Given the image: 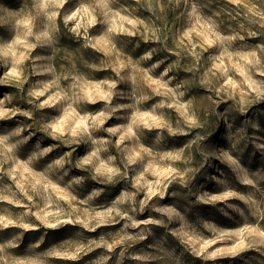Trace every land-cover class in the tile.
I'll use <instances>...</instances> for the list:
<instances>
[{"label":"rangeland","instance_id":"1","mask_svg":"<svg viewBox=\"0 0 264 264\" xmlns=\"http://www.w3.org/2000/svg\"><path fill=\"white\" fill-rule=\"evenodd\" d=\"M205 2L211 9L208 12L209 15L219 13V16L215 18L223 22V30L226 33L230 28H238L237 22L232 19L236 15L234 6L227 0H205ZM126 3L139 9L135 12L136 17L161 30L158 34L160 40L148 39L145 43L144 36L121 37V43L118 46L133 59L138 52L146 48H154L157 57L165 61L163 67L177 64L178 66L172 71V75L176 78L175 82L186 83L190 89L188 95L181 99L194 100L199 117L207 120L206 126L194 129L191 135L182 136L169 146L156 149L158 158L151 161L150 170L141 169L134 174L119 178L113 184L105 185L93 180L90 168L77 169L75 167L77 161L82 159L89 149L75 148V146L72 149V163L66 168L70 175L63 179L51 174L45 177L44 170L51 159L70 150L62 143L58 152H54L52 157L39 165H29V171L21 168L19 180L16 179V173H13L11 177L0 175V195L8 197L6 200H0V217L19 220L27 219L25 214L29 212L59 215L61 212L71 211L76 218L87 219L93 224L101 219L108 221L96 227L94 231L85 230L79 225L76 227L69 225L59 231L48 230L46 235L44 230L27 232L24 234L23 244L12 252L14 259L20 264H205L203 256L205 251L223 252L234 243L230 239L222 238L225 233L259 226L251 219L229 220L220 216L214 208L202 204L197 207L196 197L207 198L220 193L221 189L212 182L216 172L222 173L223 178L238 191L240 189L236 183L237 180L242 181L254 174L259 175L264 182V108L253 106L259 103L256 100V92L264 94V75L260 74L264 71V51L259 50L260 46L264 45V29L259 25L252 26L251 30L261 33V38L259 40L249 38L247 45L233 49L237 55L228 73L231 78L230 88L222 76L219 82L216 77H208L210 82L204 86L199 81L207 76L209 69L214 70L215 66L205 54L196 65L195 71L190 70L195 61L192 56L177 48L176 21L171 11L167 12L165 22L149 13L146 7L135 5V0H126ZM22 9L23 12L27 11V0H0V18L4 20L9 18L8 13L20 12L23 15ZM237 19L241 23L244 22L242 17ZM61 27H63L62 24ZM63 31L66 36L78 39L79 45L60 43L54 49L51 42L41 41L40 47L31 54L30 59L23 63L21 73L25 78L23 85L17 86L15 82L0 83V100L4 101V106L19 110L13 118L0 120V135H6L17 127L25 128L24 136L34 133L30 142L22 146L18 153L17 159L21 164L27 161L37 142L42 146L59 143L43 130V126L51 124L54 129L61 117L52 108H38L37 105L47 96L36 98L32 93L42 91L58 73L70 70L73 65L97 83L115 78L111 68L107 71L100 70L104 65L112 64V58L106 54V46L100 42L95 33L91 34L92 39L102 49L101 51L94 50L91 45L86 47L84 38L75 37L67 29ZM0 34H3L2 26H0ZM136 44H140V49L135 47ZM41 49H47V51L41 54ZM85 51L87 56L83 55ZM254 59L259 63L253 65ZM92 66H95L96 70ZM9 71L0 65V80H4ZM222 86L225 89L223 91H221ZM144 89L152 99L142 104V113L149 114L147 118L150 119L152 115L159 114L160 110H155V106L163 97L156 98L153 95V87L149 84H145ZM94 90L96 94H100L102 87H96ZM92 91L93 89H89L90 93ZM246 93L247 96L244 95ZM9 97L11 99H8ZM245 99L249 101L247 105L244 103ZM103 108V103H97L89 106V111L95 114L103 111ZM241 108L251 109V111L247 116H241ZM162 111L173 122L182 121L187 115L179 107ZM24 112H30L32 118L24 116ZM221 113L226 114L228 121H234L230 129L231 140L227 143L225 142L226 133L220 125ZM108 123L109 126H114L120 121L112 120ZM218 125L221 128L220 131H217ZM101 135L108 134L104 132ZM198 137H205V139L201 140ZM232 152L236 153L233 157L236 160L235 164L227 159L226 154ZM111 153L117 155L116 163L123 171V165L119 163V156L115 149H111ZM208 155L221 161L220 164L213 165L211 171L202 167ZM241 156L242 163L239 159ZM100 157L102 161L106 160L103 151ZM77 176H83L86 180V186L82 189L75 185L69 187L67 184L70 179ZM172 176L176 178L171 179L166 188L169 198L153 197L144 212H133L131 210L133 205L118 203L121 198L131 197L134 206L138 209L140 201L152 189L154 182L163 181ZM182 176L188 178L187 187L179 179ZM25 178L32 179L33 182L54 179L57 187L63 189L62 192H54L49 198L57 203H49L45 208V197L39 195H33L35 204L31 203L17 187V184ZM156 187L159 188L160 185ZM101 189L102 195L92 197L94 191ZM173 194H175L174 197ZM73 197H75L74 201ZM176 205L182 211H175ZM110 209L127 212L128 215L121 216L118 212H110L107 216L100 215L109 212ZM30 220L36 222L35 215L31 216ZM144 220H163L164 226L161 228L148 223L140 224L135 228L131 227L133 221ZM22 232L23 230L18 227L0 229V243L18 242V236ZM42 236L44 243L39 248H33L32 244ZM126 236L137 239L126 240L123 244L115 243ZM140 236L146 238L141 240ZM208 240H215V243L205 249L204 244ZM109 245H115V247L110 251ZM81 248L83 250L77 253V250ZM163 252L169 255L163 256ZM198 252L201 255H197ZM72 255H77L78 258L70 259ZM137 256L158 259L137 260L135 259ZM245 259L247 264H264V255L256 251H249ZM208 264H233V261L217 258L215 261H209Z\"/></svg>","mask_w":264,"mask_h":264},{"label":"clouds","instance_id":"2","mask_svg":"<svg viewBox=\"0 0 264 264\" xmlns=\"http://www.w3.org/2000/svg\"><path fill=\"white\" fill-rule=\"evenodd\" d=\"M234 6L236 15L232 17L237 22L238 28H230L226 33L223 30V22L216 19L219 13L209 15L211 9L205 0H135V5L146 7L147 11L157 19L165 21L167 12L171 11L175 17V27L177 28V48L187 55L193 57L192 70L206 54L214 64V70L209 69L205 78H201L199 83L207 86L210 82L208 77H216L219 82L222 76L231 87V78L228 75L233 67L232 61L237 53L233 49L245 46L249 38L259 40L261 33L252 31L251 27L259 25L264 29V0H227ZM139 9L130 6L126 0H27V11L8 13V19L0 18V26L3 27V34H0V65L9 69L5 79L0 83L15 82L17 86L23 85L25 78L21 75L22 66L30 59L31 54L40 47V42H51L55 49L61 43L65 34L63 29H67L75 37H82L85 46L91 45L94 50L101 51L92 39L95 33L100 42L106 46V54L112 58V64L104 65L103 71L109 68L115 73V78L94 82L82 74L75 65L70 70L58 73L50 84L45 85L42 91L34 92L36 98L47 96L38 108H52L61 117L55 128L51 124L44 125L43 130L51 138L59 143L42 146L36 143L35 149L30 153L27 161L21 164L17 157L22 146L27 145L34 133L24 136L25 128L17 127L6 135H0V175L11 177L16 173L19 180L20 169L29 171V165H39L42 161L52 157L54 152L60 150V144H64L70 150L64 152L57 158L51 159L44 170V176L49 174L56 178L63 179L69 176L66 171L68 165L72 163V149L84 147L89 149L88 153L77 161L75 167L80 170L91 169L92 179L100 184H113L119 178L134 174L141 169H151V161L158 158L156 149L171 145L182 136H188L194 129L204 128L207 120L199 117L195 102L192 99L182 100L188 95L190 89L186 83H176L172 71L177 64L163 67L165 61L156 55V49L146 48L138 52L135 59L122 50L120 45L121 37L144 36L145 43L148 39L160 40L158 35L161 31L155 26H150L145 20L135 16ZM242 17L243 23L237 18ZM61 24L63 27H61ZM143 29V31H141ZM135 47L140 49V44ZM264 51V45L260 46ZM47 49H41L44 54ZM179 55V53H178ZM243 59V57H241ZM259 62L255 59L253 65ZM94 70L95 66H92ZM163 67V70L161 68ZM219 74V75H217ZM264 75V71H261ZM153 87V95L156 98L163 97L160 103L155 106V110H160L158 115L142 113V104L150 102L152 97L145 91L144 85ZM158 86V87H157ZM102 87V92L96 94L95 88ZM89 89H93L90 93ZM225 90L223 86L221 91ZM231 95V92H229ZM247 96L248 94H244ZM8 99H11L10 97ZM256 100L259 103L255 107L264 108V94L256 92ZM103 103V111L92 113L89 106ZM245 105L249 103L244 100ZM179 107L186 112L184 120L175 122L167 118L162 110ZM154 110V111H155ZM215 111V109H213ZM251 109H240L241 116H247ZM18 109L13 110L4 106V101L0 100V120L13 118ZM24 116L32 118L30 112H24ZM116 120L120 123L109 126V121ZM234 121H228L226 114H220V125L226 133L227 143L231 140L230 129ZM221 128L218 125L217 131ZM108 135L103 136L101 133ZM205 139V137H198ZM111 149L119 156V163H116L117 155L111 153ZM105 153L106 160L102 161L101 152ZM230 163L235 164V152L226 154ZM242 163V156L239 158ZM221 161L208 155L202 164L203 168L209 169L213 165L220 164ZM8 166L7 168L5 166ZM13 165L15 167L13 168ZM178 175V174H177ZM172 176L163 181H156L152 189L147 192L140 207L137 209L131 197L121 198L118 203L133 205V212H144L149 201L159 196L168 199L166 188ZM181 183L187 187L188 178L179 177ZM213 183L221 189L219 194L208 196L207 198L196 197L200 204L214 208L217 213L226 219H251L257 225L253 229H243L240 231L225 233L222 238H227L234 243L223 252H204L205 264L215 261L217 258L232 260L233 264H247L245 259L249 251H256L264 255V182L259 175L254 174L242 181L237 180L239 191L223 178L222 173L216 172L213 175ZM68 186L75 185L77 188H84L86 180L83 176H77L67 182ZM156 185H160L159 188ZM19 191L27 199L35 204L33 195L45 197V208L49 203H57L49 198L54 192H62L63 189L57 187L54 179H43L33 182L32 179L25 178L17 184ZM102 195V189L94 191L92 197ZM175 194H173V197ZM8 197L0 195V200ZM75 197H73V201ZM18 202V201H17ZM174 210L180 212L179 206H174ZM110 212H118L117 209H110L109 212L100 214L109 215ZM121 216H127V212H118ZM35 215L36 222H31L30 217ZM27 219H6L0 217V229L18 227L23 232L18 236V242L10 241L6 244L0 243V264H20L12 255L13 250L19 248L24 242V234L30 231H59L71 225L81 226L88 231H94L96 227L108 223L101 219L95 224L87 219H78L74 213L61 212L57 214H47L45 212L26 213ZM64 217H72L71 219ZM153 223L159 227L164 226L163 220L154 221H133L131 227L135 228L140 224ZM146 237L140 236L143 240ZM136 237L126 236L117 240L116 244H123L126 240H135ZM44 243V237L32 244L33 248H39ZM215 240H208L204 248L208 249ZM111 251L115 245H109ZM83 249H78L77 253ZM58 255V254H57ZM163 252V256H168ZM201 255V253H197ZM70 259H77V255H72ZM137 260L158 259L157 257H135Z\"/></svg>","mask_w":264,"mask_h":264},{"label":"trees","instance_id":"3","mask_svg":"<svg viewBox=\"0 0 264 264\" xmlns=\"http://www.w3.org/2000/svg\"><path fill=\"white\" fill-rule=\"evenodd\" d=\"M64 32V31H63ZM65 33V32H64ZM62 44H69L72 46H76L79 45L78 39H75L73 36H66V34H64L62 36V40H61ZM84 56H87L86 51L83 54Z\"/></svg>","mask_w":264,"mask_h":264}]
</instances>
